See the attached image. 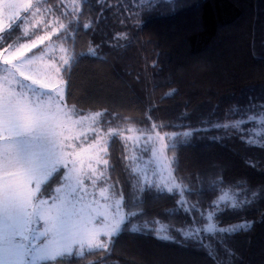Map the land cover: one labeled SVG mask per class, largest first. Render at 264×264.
<instances>
[{
	"label": "trees",
	"instance_id": "trees-1",
	"mask_svg": "<svg viewBox=\"0 0 264 264\" xmlns=\"http://www.w3.org/2000/svg\"><path fill=\"white\" fill-rule=\"evenodd\" d=\"M29 4L0 30V55L46 35L66 52L68 60L57 67L65 83L64 106L72 118L90 119L93 130L78 146L100 137L107 149L109 164L96 167L103 175L93 188L120 199L126 215L121 234L102 240L103 249L39 264H264V148L244 142L249 135L264 142V0ZM248 116L254 119L242 125L244 131L231 127ZM226 123L227 130L213 127ZM197 128L208 130L183 135ZM157 133L164 136L171 173L180 185L171 194L143 180L140 168L150 159L151 146L137 148L128 140ZM213 136L220 139H209ZM62 183L60 170L41 195L50 197ZM253 190L260 195L252 204L225 210L212 221L217 226L252 221L250 231L231 238L202 231L213 200L224 194L239 203ZM133 224L147 234L132 233ZM194 228L201 229L207 252L177 231ZM158 229L160 236L180 243L157 239Z\"/></svg>",
	"mask_w": 264,
	"mask_h": 264
},
{
	"label": "rangeland",
	"instance_id": "rangeland-1",
	"mask_svg": "<svg viewBox=\"0 0 264 264\" xmlns=\"http://www.w3.org/2000/svg\"><path fill=\"white\" fill-rule=\"evenodd\" d=\"M28 6L29 0H0V30ZM48 36L0 55V230L20 246L21 264L97 248L111 238L105 233L114 219L126 217L120 199L93 188L91 168L103 155L102 139L79 148L82 136L92 134L91 122L67 112L58 68L68 55ZM15 74L20 84L8 82ZM129 137L137 148L151 146L150 159L140 168L144 182L175 187L165 139ZM60 170L63 183L50 197L42 196L43 185Z\"/></svg>",
	"mask_w": 264,
	"mask_h": 264
},
{
	"label": "snow or ice",
	"instance_id": "snow-or-ice-1",
	"mask_svg": "<svg viewBox=\"0 0 264 264\" xmlns=\"http://www.w3.org/2000/svg\"><path fill=\"white\" fill-rule=\"evenodd\" d=\"M253 119H254L253 116H248L247 120H243V119L238 120L234 124H232L231 127L234 129L244 131V129H242V125H244L245 123ZM213 127L217 129L223 127L225 130H227L229 128V125L227 123L223 125L215 124L213 125ZM207 130L208 129L206 128H197L194 130L185 131L183 132V135L185 137H191L193 136L194 132L207 131ZM249 131L252 132L255 136H259L261 134L259 131H255V130H249ZM157 137L161 142H163L164 136L157 133ZM149 138L151 139V137ZM129 139H131V137H129ZM209 139L218 141L220 137L213 136V137H209ZM244 142L250 147L264 148V142L254 141L252 138V135L244 137ZM100 152L104 153V155L98 154L96 156V163L97 164L102 163L103 165H108L109 160L108 158H106L107 149L101 148ZM132 159H134V157H132ZM132 171L136 172L137 169H133ZM91 172H92V177L94 178L92 181L93 183H95V180L99 179L100 176L103 175L102 172L98 173L96 168H91ZM218 179L222 180L223 179L222 175L219 176ZM237 184H246V181H237ZM174 186L177 188L180 187L179 184H175ZM141 191L143 192L144 189H141ZM167 192L171 194L173 192V188L172 187L167 188ZM259 195H260L259 190H253L251 191L250 196L241 199L239 203H237L236 199L233 197H229L224 194L220 195L216 200H213L211 202L213 206V211L209 212L207 216L205 217V219L209 221V223L207 224L204 231H206L207 233L218 232L219 234H222V236L226 238H231L232 236L239 234L241 232L250 231L253 225L252 221L244 220V221H241L240 223L229 224L226 226L223 225L222 222L220 223V226H217V224L213 223L212 221L214 220V217L222 215L225 210H241L244 206L252 204ZM228 200H231V203L229 204L228 209H221L220 204ZM179 203L183 205L185 202L183 200H180ZM117 207H119V204L117 205ZM185 211H187V209H185ZM136 215H137L136 212L129 213V216H136ZM125 223H126V217L124 215H119L118 218L114 219V221L112 222L110 226L111 232L105 233V235H108L111 237H118L121 234V226ZM144 228L148 229L147 223H145ZM130 231L132 233H140V234H145V235L147 234V232H142L141 229L136 224H133L131 226ZM159 231L160 229L157 230V234H156L157 239L180 243V241H177L174 236H171V235L160 236L158 234ZM177 231L182 233L185 240L191 239L193 240L194 243L199 245L200 248L204 249L206 252L208 251V247L206 246L205 241L200 236V232H201L200 228H194L192 230L177 229ZM184 246H187V245H184ZM96 247L103 249L105 245L103 243L97 242ZM20 252H21V248L16 243V240L12 237L6 236L4 232L0 230V264H21V261L19 259ZM229 254L233 255V253L231 252ZM210 255L212 254L210 253Z\"/></svg>",
	"mask_w": 264,
	"mask_h": 264
},
{
	"label": "crops",
	"instance_id": "crops-1",
	"mask_svg": "<svg viewBox=\"0 0 264 264\" xmlns=\"http://www.w3.org/2000/svg\"><path fill=\"white\" fill-rule=\"evenodd\" d=\"M16 79H9L8 82H14V83H19L20 84V80L17 74H15Z\"/></svg>",
	"mask_w": 264,
	"mask_h": 264
}]
</instances>
